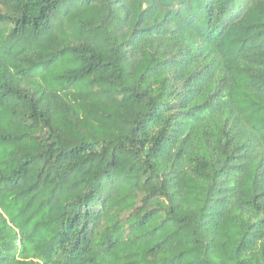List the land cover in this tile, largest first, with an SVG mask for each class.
<instances>
[{"label":"trees","instance_id":"trees-1","mask_svg":"<svg viewBox=\"0 0 264 264\" xmlns=\"http://www.w3.org/2000/svg\"><path fill=\"white\" fill-rule=\"evenodd\" d=\"M0 264H264V0H0Z\"/></svg>","mask_w":264,"mask_h":264}]
</instances>
